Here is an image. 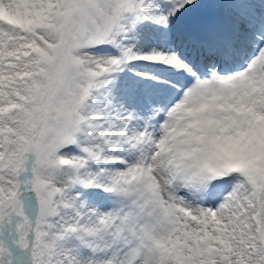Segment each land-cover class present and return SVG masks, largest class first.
<instances>
[{
	"label": "snow or ice",
	"instance_id": "obj_1",
	"mask_svg": "<svg viewBox=\"0 0 264 264\" xmlns=\"http://www.w3.org/2000/svg\"><path fill=\"white\" fill-rule=\"evenodd\" d=\"M0 264H264V0H0Z\"/></svg>",
	"mask_w": 264,
	"mask_h": 264
}]
</instances>
